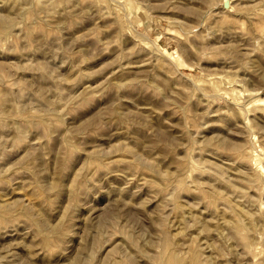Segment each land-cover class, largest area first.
Segmentation results:
<instances>
[{"label": "rangeland", "instance_id": "rangeland-1", "mask_svg": "<svg viewBox=\"0 0 264 264\" xmlns=\"http://www.w3.org/2000/svg\"><path fill=\"white\" fill-rule=\"evenodd\" d=\"M0 264H264V0H0Z\"/></svg>", "mask_w": 264, "mask_h": 264}]
</instances>
